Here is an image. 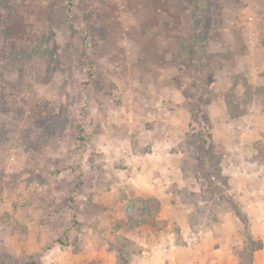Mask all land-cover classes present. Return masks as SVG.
<instances>
[{
  "label": "rangeland",
  "instance_id": "obj_1",
  "mask_svg": "<svg viewBox=\"0 0 264 264\" xmlns=\"http://www.w3.org/2000/svg\"><path fill=\"white\" fill-rule=\"evenodd\" d=\"M203 2L202 17L192 0H0V264L76 252L93 210L130 254L126 215L159 209L128 193L139 156L161 162L150 185L170 177L193 233L220 244L223 222L238 264L247 235L252 263L264 253V0Z\"/></svg>",
  "mask_w": 264,
  "mask_h": 264
},
{
  "label": "crops",
  "instance_id": "obj_2",
  "mask_svg": "<svg viewBox=\"0 0 264 264\" xmlns=\"http://www.w3.org/2000/svg\"><path fill=\"white\" fill-rule=\"evenodd\" d=\"M142 157L139 156L135 161L131 158L133 161H128L129 165L127 167L131 169V172L126 181L132 187L128 193H134L138 196L148 195V197L156 199L159 209L154 218L155 222L153 225H146L137 229H127L123 226V223L120 225V230H123L126 239L129 240V246L133 249L136 246V249L130 253L132 259H136L138 264H173L174 260L178 261V256H183L184 261L186 260L190 264H238L232 253V247L229 243L224 242L223 239L225 229L229 230V226L226 225V227L223 225V222L218 226L222 230L224 229L221 233L222 239L220 241L222 243L220 244L218 243L219 239H211L209 233L204 229V232L193 233L194 231L191 225L188 224L187 217L191 213L192 207L188 204H183L172 193V190L168 189V187L173 185L170 177H166L162 186L153 187L150 185V182H152L151 177L155 174L152 170L153 167L157 169L162 164L161 162L154 165L151 164V166L153 165L151 168L148 166L151 162L149 161L148 164H145L146 159ZM157 159L165 161L160 157ZM171 159L172 157H169L168 162H171ZM145 168H150V171ZM188 190L191 191V195H195L194 193L198 191L193 190L191 187ZM95 212L97 213L96 210L86 212L87 215L85 216H88L89 222H86L85 226H80L84 230L89 231V234L87 233V236L78 240L75 245L77 251H72L71 244L64 247L61 245L53 246L42 256L44 264H89L94 261L106 264L104 263L105 258L108 259V264L111 261L113 262V256L117 255L116 251H114L109 242L105 241L104 243V241L100 240L97 232L95 233V230H92V228L96 227H99V230L104 228V226L109 227V225L113 224V220H108L106 217L105 220L101 221L103 225H100V222L96 221L97 218L93 219ZM93 222L98 224V226H95ZM175 228H178L180 234L183 232L184 234H192V238L187 242L184 238L185 242L176 243L173 231ZM106 232H111V230ZM201 234L202 237L198 240L197 237L201 236ZM253 259L252 264H264V253L262 252L258 257L254 256Z\"/></svg>",
  "mask_w": 264,
  "mask_h": 264
},
{
  "label": "trees",
  "instance_id": "obj_3",
  "mask_svg": "<svg viewBox=\"0 0 264 264\" xmlns=\"http://www.w3.org/2000/svg\"><path fill=\"white\" fill-rule=\"evenodd\" d=\"M194 1H199V5L196 6V8H198L201 11V15L202 17L205 16V6L206 4L203 2V0H192V2ZM198 3V2H197ZM202 5V6H201ZM69 7H70V3L68 4V13H69ZM197 29V27L195 28V30ZM197 37V36H195ZM81 132V130H80ZM146 203V202H144ZM154 210H148L147 208H144L143 212L138 214L136 217L132 216V215H126V225L128 228H140L142 226L145 225H149L154 223V218H155V212H153ZM239 211H236V215H238L239 217L241 216L239 214ZM248 238L247 240L249 241V245L248 248H250V254L248 257V262L249 264H252V257H253V253L260 249L261 244L260 242H255L249 235H247ZM124 246H129V242L128 240L124 239ZM130 254L127 250H123L122 247L117 248V259H118V264H120L122 261L126 260L129 261ZM127 258V259H125Z\"/></svg>",
  "mask_w": 264,
  "mask_h": 264
}]
</instances>
